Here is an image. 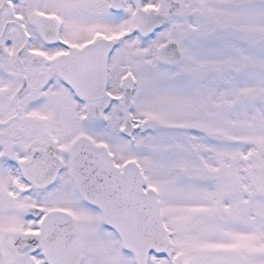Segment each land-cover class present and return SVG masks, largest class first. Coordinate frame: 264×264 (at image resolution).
Here are the masks:
<instances>
[{"label":"snow or ice","instance_id":"snow-or-ice-1","mask_svg":"<svg viewBox=\"0 0 264 264\" xmlns=\"http://www.w3.org/2000/svg\"><path fill=\"white\" fill-rule=\"evenodd\" d=\"M0 264H264V0H0Z\"/></svg>","mask_w":264,"mask_h":264}]
</instances>
